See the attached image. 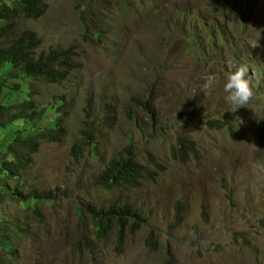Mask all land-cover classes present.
<instances>
[{"label": "rangeland", "instance_id": "374dc122", "mask_svg": "<svg viewBox=\"0 0 264 264\" xmlns=\"http://www.w3.org/2000/svg\"><path fill=\"white\" fill-rule=\"evenodd\" d=\"M47 4L43 18L22 20L16 32L36 33L41 50L77 54L67 81L35 82L43 106L65 103L68 132L45 142L22 178L8 184L60 195L53 208H40L41 221L6 206L21 230L9 264H264V70L256 72L259 62L264 67V0ZM249 62L253 98L227 112L226 78ZM81 131L97 145L75 161L70 150ZM179 139L192 142L197 156L176 155ZM128 141L153 178L138 188L101 189L102 165ZM111 203L130 204L145 220L120 249L117 228L96 239L86 214ZM152 231L157 250L147 245Z\"/></svg>", "mask_w": 264, "mask_h": 264}, {"label": "trees", "instance_id": "16d2710c", "mask_svg": "<svg viewBox=\"0 0 264 264\" xmlns=\"http://www.w3.org/2000/svg\"><path fill=\"white\" fill-rule=\"evenodd\" d=\"M47 9L45 0H13L10 3L0 0V38L13 30L8 20L20 13L27 18L39 19ZM10 45L0 47V239L8 237L1 216L2 204L20 205L25 212L31 211L37 216L39 221L42 220L41 207L53 208L56 205L57 191L28 189L24 193L20 184L10 186L8 183L22 178L23 172L31 164L32 155L38 152L43 142H60L67 134L61 125L63 115L60 109L63 104L42 106L30 82L41 78L48 82H60L73 70V56L69 54L71 50L39 54L36 49L41 41L29 33L12 39ZM81 137L84 141L75 142L71 147V157L75 161L86 145L88 147L92 143L93 137L89 132H82ZM131 146L101 169L97 186L106 190L137 188L150 177V172L136 162ZM79 212L82 214L80 208ZM89 213L98 237H107L114 223L118 224L120 244L124 243L128 229L130 234H135L144 222L130 204H111L106 209ZM147 243L150 249H156L157 236L154 231L150 233ZM1 251L9 253L13 249L5 246Z\"/></svg>", "mask_w": 264, "mask_h": 264}, {"label": "clouds", "instance_id": "9594fccd", "mask_svg": "<svg viewBox=\"0 0 264 264\" xmlns=\"http://www.w3.org/2000/svg\"><path fill=\"white\" fill-rule=\"evenodd\" d=\"M9 3L10 2H12L13 0H7ZM135 1H137V0H135ZM142 0H139V2H141ZM45 3L47 4V0H45ZM122 5H124V4H121L119 7H118V9H121L122 10ZM232 6V5H231ZM12 7V6H11ZM47 7H48V9H49V6H48V4H47ZM48 9H47V12H48ZM127 8H125V10H126ZM134 10V9H133ZM133 10H130L129 9V11H133ZM47 12H46V14H47ZM46 14H44L41 18H43ZM41 18H39V19H31V18H27L26 16H24L23 14H19L18 16H16V17H14V18H12V19H10V20H8V23H10L11 24V27H13V30L12 31H10V32H8L9 34H7L5 37H2V38H0V47H3V45L2 44H4L5 42H7L8 43V47H10L11 45H10V42H11V40L12 39H14V38H16V37H20V36H22V35H25V34H27V33H29V35H32V36H35L36 37V39L37 40H40L41 41V45H40V47L39 48H37L36 49V52L37 53H39V54H41V53H43V52H46V53H49L50 51H53V50H56V51H58V52H61V51H65V50H71V53H69L70 54V57H71V55L73 56L72 58H73V70L70 72L69 71V75L67 76V78L65 79V80H63V81H60V82H58V81H55V82H48V81H46V80H42V78L41 79H33L31 82H30V85H33L34 86V91L37 93V91H36V89H35V82L36 81H45V82H48V83H53V84H60V83H63V82H65V81H67L76 71H77V68H78V63H77V54L72 50V49H52V50H49V51H44V50H41V48H42V39L36 34V33H34V32H32L31 30H25V31H23L22 33H17L16 32V30H17V27H18V24L22 21V20H27V21H38V20H40ZM216 32H215V35H217L219 32H218V30L216 29L215 30ZM227 31H223L222 33L224 34V33H226ZM99 34H100V31L98 30L97 32H95V35L97 36V39L99 38ZM195 41V40H194ZM193 41V42H194ZM193 42H192V44H193ZM202 43V42H201ZM192 44H191V47H192ZM5 48V47H4ZM206 49H208V48H206ZM211 57V56H210ZM209 57V58H210ZM259 62V61H258ZM59 68V67H58ZM249 68H250V62H249V65H248V67L246 66V65H241V66H239V67H237L236 68V70L235 71H232V72H230L229 73V75L227 76V78H226V82H225V84H224V92L226 93V96H225V100H226V102L228 103V105H229V108L227 109V112H232V113H235L236 112V110L237 109H239V108H241V107H245L247 104H249V102L252 100V98H253V95H254V93H253V88H252V85H251V83H250V81L246 78L247 76H248V72L250 73V71H249ZM264 70V67H263V64L261 63V62H259V67L256 69V72H261V71H263ZM249 76H250V74H249ZM214 79V77H209V80L211 81V80H213ZM11 80H13V78L11 79ZM18 80H20V79H18ZM27 92V91H26ZM37 95H38V93H37ZM37 97V96H36ZM37 99H38V97H37ZM38 101L40 102V100L38 99ZM52 103H58V104H63V106H62V109H64V106H65V103L64 102H60V101H53V102H51V103H48L49 104V106L52 104ZM43 106V105H42ZM144 106V105H143ZM62 109H60V111L62 110ZM62 112V115H63V119H62V123H61V125H62V127L64 128V130H66V132H68L67 131V118L65 117V111H61ZM211 123H216V124H219V128L220 129H224V127H226V128H228L227 127V125H226V123L225 122H223V121H221V120H216V121H214V122H211ZM82 132H88V131H81L80 133H82ZM81 135V134H80ZM66 136V135H65ZM65 136H63L62 137V139L65 137ZM61 139V140H62ZM80 141H84V138L82 139V137H81V139L80 140H78L77 142H80ZM45 142H43L42 143V145L44 144ZM74 144V143H73ZM72 144V145H73ZM41 145V146H42ZM96 145H97V142H96V140H95V138L93 137L92 138V143L87 147V145H86V147L81 151V155H80V157L77 159V161H79L80 159H82L83 157H84V154L86 153V152H94V150H95V148H96ZM132 145V146H131ZM40 146V147H41ZM130 146L133 148V154H134V156H135V160H136V162H138V163H140V165L141 166H143V167H145L144 165H142L141 164V162H139L138 160H137V156H136V150L134 149V147H133V144H132V142H130V141H128L127 142V144H126V146L122 149V151H121V153L123 152V150L125 151V149L126 148H130ZM72 147V146H71ZM40 149V148H39ZM39 151V150H38ZM71 151V150H70ZM38 153V152H37ZM37 153H35L34 155H36ZM120 153V154H121ZM176 155H178L179 157H182V159H186V158H188L190 155H192V156H197V149H196V146L192 143V142H190V141H188V140H186V139H179L178 140V142H177V151H176ZM70 156H71V153H70ZM97 155H95V157H96ZM117 156L118 155H114V156H112V157H110V159L105 163V164H103L102 165V167H101V169L104 167V166H107L109 163H110V161L113 159V158H117ZM74 160V159H73ZM150 162H151V165L152 166H154L155 168H157V169H160L161 168V165L159 164V162L154 158V157H152V156H150ZM32 162H33V159H32V157H31V164H32ZM30 164V165H31ZM29 165V166H30ZM28 166V167H29ZM28 167H27V169H28ZM146 168V167H145ZM101 169H100V173H101ZM147 169V168H146ZM148 170V169H147ZM149 171V170H148ZM150 172V171H149ZM100 173H99V175H100ZM23 174H24V172H23ZM23 174H22V176H23ZM150 177L148 178V179H145V180H149V179H151V178H153V176H152V173L150 172ZM98 175V176H99ZM145 180H143V181H145ZM142 181V182H143ZM141 184V183H140ZM21 185V188H22V184H20ZM140 186V185H139ZM99 187V186H98ZM123 188H129V187H123ZM123 188H118V189H111V190H106V189H103V188H101V189H103V190H105V191H112V190H121V189H123ZM138 188V187H137ZM33 190V189H32ZM22 191H23V188H22ZM28 190H26V191H23L24 193L25 192H27ZM52 191H54V190H52ZM58 195H60L59 194V192H57V196ZM56 196V197H57ZM56 197H55V199H56ZM111 204H115V203H111ZM110 204V205H111ZM7 205H13V206H16V207H19L21 210H23V211H25L20 205H17V204H15V203H4V204H2V217L4 218V228H6L7 230H8V237H3V238H1L0 239V264H9V262H8V260H7V257H10V258H14V256H15V251H16V245H17V236H18V233H17V231H19V232H21V230H19L18 228H17V224H15V222L11 219V215H10V210H8L7 208H6V206ZM110 205H108L107 207H109ZM117 205V204H116ZM126 205V204H125ZM117 206H119V205H117ZM107 207H105V208H103V207H100V208H98V209H96V210H87L86 211V214L87 215H89V218H90V211H97V210H99V209H106ZM134 207V206H133ZM80 208V207H79ZM79 208H78V210H79ZM80 210L82 211V214L85 212L84 210H82L81 208H80ZM136 210V209H135ZM178 211L180 212V214L178 213ZM183 213H184V209H183V207H182V205H181V202L180 203H178L177 204V206H176V214H175V221H176V225L179 227L181 224H183L184 223V219H183ZM203 214L204 215H206V213H205V211H203ZM140 216H141V214H139ZM143 219V218H142ZM90 220H91V218H90ZM144 220V219H143ZM144 222H145V220H144ZM144 222L142 223V225L144 224ZM91 224H92V220H91ZM142 225H141V227H142ZM114 228H117V246H118V249H120V248H122L123 246H124V244H125V242H126V240H127V237L129 236V235H134V234H130V230L128 229V231H127V237H126V239H125V241H124V243L123 244H120L119 243V226H118V224H116V223H114V225L112 226V228H111V230L109 231V233L108 234H110L112 231H113V229ZM141 230V228L137 231V232H139ZM92 232H93V234H94V236H95V238L96 239H106L107 237H98V236H96L95 235V231H94V229H93V225H92ZM136 232V233H137ZM135 233V234H136ZM151 233V232H150ZM150 235V234H149ZM155 235L157 236V246H158V235L155 233ZM108 236V235H107ZM148 241V240H147ZM148 245V244H147ZM5 246H10L12 249H13V251H11V252H9V253H4L3 251H1L2 250V248L3 247H5ZM157 246H156V249H151V250H157ZM149 247V246H148ZM149 249H150V247H149Z\"/></svg>", "mask_w": 264, "mask_h": 264}]
</instances>
